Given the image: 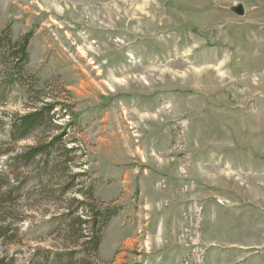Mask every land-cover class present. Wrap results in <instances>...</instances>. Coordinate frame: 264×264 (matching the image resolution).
<instances>
[{"label":"rangeland","instance_id":"1","mask_svg":"<svg viewBox=\"0 0 264 264\" xmlns=\"http://www.w3.org/2000/svg\"><path fill=\"white\" fill-rule=\"evenodd\" d=\"M7 30L32 37L23 71L0 41V264H264V0H0ZM82 203L117 211L99 260Z\"/></svg>","mask_w":264,"mask_h":264},{"label":"trees","instance_id":"2","mask_svg":"<svg viewBox=\"0 0 264 264\" xmlns=\"http://www.w3.org/2000/svg\"><path fill=\"white\" fill-rule=\"evenodd\" d=\"M3 35L5 36V39L0 38V41H3L5 45H7L9 50H14V57L15 59H17L16 66L19 67V70L23 71L26 63H28L29 61L28 47L30 44V39L32 37V32L25 35L16 42L12 40L10 30L5 31ZM51 109L52 107L48 106L47 110L44 109V111L42 112H34L22 118L19 123L15 124V134L21 135L19 137L20 139L21 137L25 138L29 136L32 130L40 127L44 123V121L48 119L46 116H50L49 114ZM48 147L49 146H38L32 148L29 153L22 154L17 159L29 162L30 160L40 156L41 154H44V148L48 149ZM91 196L94 197L92 190ZM6 198V202L11 200V196L8 197L6 195ZM81 205L86 211L87 220H82L79 218V224L77 226L78 229H75L76 226H71L69 231L70 233H73L72 235H76L78 237V242L85 240L83 243L84 248L89 249L93 253L95 259L99 260L100 248L103 242L104 231L109 225V223L112 221L113 217L117 215V211H114L113 209L108 207L105 209H91L86 207L85 203H82ZM87 229H90V232H85ZM83 261L84 259L80 260L78 264H84Z\"/></svg>","mask_w":264,"mask_h":264},{"label":"crops","instance_id":"3","mask_svg":"<svg viewBox=\"0 0 264 264\" xmlns=\"http://www.w3.org/2000/svg\"><path fill=\"white\" fill-rule=\"evenodd\" d=\"M155 186V191H157ZM167 187H172V186H167ZM161 191V188H159ZM163 191V190H162ZM159 193V192H158ZM160 208L163 209L162 212L159 213V215L155 214L152 212L149 216H151V226L153 227L154 230L156 229H162L161 231L163 232L164 230H167L168 232H176L177 229L180 227L181 223L183 222L182 215H183V210L181 208H178L176 205L174 206H160ZM157 223V225H156ZM152 229V228H151ZM167 245V244H166ZM180 251L175 250L173 251L174 255H177Z\"/></svg>","mask_w":264,"mask_h":264},{"label":"water","instance_id":"4","mask_svg":"<svg viewBox=\"0 0 264 264\" xmlns=\"http://www.w3.org/2000/svg\"><path fill=\"white\" fill-rule=\"evenodd\" d=\"M232 12H234L237 16L243 17L246 14V8L244 4L241 3V4H238L237 6H234L232 8Z\"/></svg>","mask_w":264,"mask_h":264}]
</instances>
